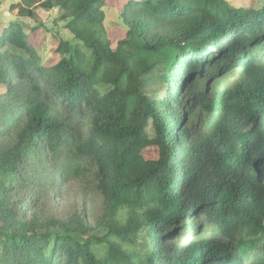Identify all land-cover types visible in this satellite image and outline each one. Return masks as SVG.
I'll return each instance as SVG.
<instances>
[{"label":"trees","instance_id":"trees-1","mask_svg":"<svg viewBox=\"0 0 264 264\" xmlns=\"http://www.w3.org/2000/svg\"><path fill=\"white\" fill-rule=\"evenodd\" d=\"M107 1L11 6L58 7L71 38L46 62L38 27L0 22V264H264V2L118 0L114 42ZM69 177L101 197L95 225L35 210Z\"/></svg>","mask_w":264,"mask_h":264},{"label":"rangeland","instance_id":"rangeland-1","mask_svg":"<svg viewBox=\"0 0 264 264\" xmlns=\"http://www.w3.org/2000/svg\"><path fill=\"white\" fill-rule=\"evenodd\" d=\"M19 0H0V22L9 23L11 21H19L25 26L38 27L31 35V41L36 46L38 53L41 55V61L46 62L52 55V49L55 47L58 36L62 39L71 38V34L64 27V21L59 19L60 11L58 7H53L51 9H45L36 6L32 11L31 16H16L10 11L11 6L16 5ZM235 6H258L264 2V0H227ZM120 1L118 0H108L107 4L103 7L104 11V27L108 35L115 42L119 38L123 37L126 33V26L123 23L119 13L118 6ZM264 62V56L262 58ZM241 76L239 71L229 72L226 75L219 76L210 80L209 86L213 85L216 80H218L217 87L219 88H230L234 86V82ZM147 94L150 97L153 96H164L166 84L161 80L147 86ZM197 117V127L203 128L205 122V116L197 111L191 112ZM148 132L151 129L148 128ZM145 154L149 157L155 156L156 152L154 148L149 151H145ZM52 179H54L56 172L52 169ZM56 183V180H52ZM52 194L50 196H43L39 199L37 207L35 210L39 211L40 214L44 216H56L63 217L69 214L74 208H78L80 211L84 209V215L86 216L87 222L95 225L96 219L101 215V197L92 190V187L85 184L79 179L75 180L69 177L68 181L65 180L60 186L52 187ZM51 189V188H50ZM41 200V201H40ZM30 204L26 205V210ZM26 213V211H25ZM28 218V215H25ZM100 233V232H99ZM203 236H212L211 234L205 233ZM217 236L218 235H214ZM185 242L187 240H184ZM182 241V242H184ZM101 251V250H99ZM251 260L250 258H243L241 264H248Z\"/></svg>","mask_w":264,"mask_h":264}]
</instances>
